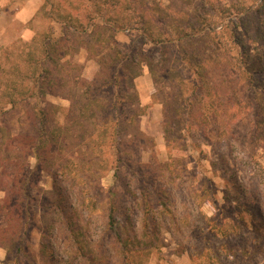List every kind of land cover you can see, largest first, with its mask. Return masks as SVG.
I'll return each instance as SVG.
<instances>
[{"label":"trees","instance_id":"trees-1","mask_svg":"<svg viewBox=\"0 0 264 264\" xmlns=\"http://www.w3.org/2000/svg\"><path fill=\"white\" fill-rule=\"evenodd\" d=\"M90 1L70 2L64 13L62 6L54 5L51 15L62 26L63 35L83 38L98 66L94 78L76 76L77 66L62 62L70 50L63 35H38L31 42L34 47L30 45L24 47L23 53L18 52L13 65L11 51L0 54V116L18 103L42 101L56 93L55 87L67 83L70 103L68 108H33L26 115L37 128V135L27 136L24 141L28 146L26 156L34 158L35 164L23 162L16 174L5 172L8 185L0 183L5 194L0 211L6 217L0 247L6 250V257L10 250L3 243L14 222L15 232L22 236L31 228L41 231L50 242L52 260L53 253H59L58 263L61 255L69 253L71 256L62 259L64 264H99L89 248L100 249L101 255L97 256L105 261L106 245L111 240L109 259H118V264H141L142 255L149 253L153 244V238L145 241L150 236L148 225L153 237L154 228L157 229L154 214L168 211L165 205L171 193L156 188V182L164 173L171 180L172 154L169 153L170 163L157 170L151 164H138V170L130 168L126 175L129 181L136 178V182L125 184V196L132 203L116 207L112 199L118 196L108 190L109 222L95 240L86 232L97 207V200L87 194V189L105 172L113 171L115 180L124 176L120 166L122 169L125 161L129 162L131 147L147 140L139 125L146 109L140 105L134 87V80L144 68L154 84L153 100L162 105L164 139L169 150L176 148L175 138L165 120L170 121L173 115H183L177 124L193 136L206 125L210 111L220 120L222 136L245 120L248 107L239 88L251 89L255 104L258 99L264 101V0H234L231 5L220 0H199L200 9L191 15L142 3L121 5L120 0H100L92 5ZM44 2L45 6L50 0ZM126 32H135L136 36L122 45L115 35ZM145 46L153 55L149 56ZM164 88L169 91L165 93ZM262 108L261 103L259 110ZM56 110L64 119L61 126L55 122ZM253 123L256 127L261 124L256 119ZM45 171L57 183L55 192L59 190V197L47 208L38 205L35 209L40 208L38 216L45 219L41 228L34 223L36 214L30 211L37 201L30 189L34 188L31 176ZM140 178L144 179L143 184ZM66 182L70 183L69 188L62 191L59 183ZM133 210L140 214L141 229L136 227L137 218L130 214ZM117 217L123 221H115ZM61 229L63 239L58 242ZM19 250L20 245L16 254Z\"/></svg>","mask_w":264,"mask_h":264},{"label":"rangeland","instance_id":"rangeland-1","mask_svg":"<svg viewBox=\"0 0 264 264\" xmlns=\"http://www.w3.org/2000/svg\"><path fill=\"white\" fill-rule=\"evenodd\" d=\"M28 1L30 0H0V54L11 51L12 65L16 64L18 52L23 53L24 47L29 48L32 40L38 35L45 34L46 37L53 38L63 35L62 26L56 17L51 15L54 5L62 6L61 12L64 13L67 12L66 6L70 2L76 4L86 2L50 0V3L44 6V0ZM98 1L100 0H92L89 4L93 5ZM220 1L231 5L234 0ZM120 2L121 5L142 3L149 7H169L190 15L200 9L199 0H120ZM42 6L44 8L41 11ZM99 22L100 20H97V23ZM134 36L135 32L118 33L115 39L120 44L127 45L129 39ZM62 38L70 48L68 57L62 62L75 64L76 76L79 74L86 80L94 78L98 66L92 53L85 48L83 38H74L67 34ZM143 49L149 56L153 55L148 46ZM144 74L150 85L149 105L158 104L161 107L159 126L154 131L153 128L151 131L146 130L147 133L141 131L147 140H142L131 147L129 162L125 161L122 169L120 166L124 176L115 180L113 171L105 172L95 185L92 184L87 189V194L97 200V207L89 218L91 223L86 234L95 240L104 224L109 222L106 217L111 200L108 199V190H113L118 196L112 199L116 207L119 208L126 202L132 203L133 200L125 196V184L130 179L126 173L130 168L138 170V164H151L157 170V167L170 163L168 159L170 153L172 154L170 165L173 169L171 180L168 179V174L164 173L156 182V188H163L171 193L165 205L168 211L154 214L157 229L154 228L153 237H151L153 229L148 225L147 232L150 236L145 241L153 238V244L148 249L149 253L142 255L141 264H264V101L258 99L255 104L253 97L250 96L252 90L248 87L239 88L238 92L248 107L244 111L245 120L222 136L220 120L210 111H207L206 125L193 136H188L180 129L182 126L177 124L181 122L183 115H173L170 121L165 120L172 128L171 134L175 138L176 148L169 150L164 139L162 105L153 100L155 88L147 68H144L140 77L143 78ZM138 78L134 80V87L139 96V85L138 89L135 85ZM67 85L55 87L56 93L47 95L42 101L32 99L27 104L18 103L9 113L0 116V160L3 162L0 163L1 185H8L10 182L5 177V172L16 174L23 162L29 163L30 166L35 164L34 158L26 156L28 146L24 143L25 137L37 135L35 123L26 116L27 113L33 108L47 110L49 105L68 108L70 103L67 100L69 96ZM145 87L146 84L142 83V88ZM164 89L165 93L169 91V88ZM261 103L263 108L259 110ZM55 115V122L63 125L61 112L58 111ZM255 119L261 123L257 124V127L253 123ZM139 124L144 128L147 125L141 122ZM138 176L141 177L140 173ZM135 180L136 178L129 182L132 184ZM139 181L143 184L144 179L140 178ZM31 184H34V188L30 189V194L37 201L35 208L33 203L30 211L36 214L34 223L41 227V222L45 219L40 220L38 216L40 208L42 206L47 208L54 198L59 197V190L55 192L58 185L49 171L33 174ZM59 184L62 191L70 185L69 182ZM4 197V192L0 190V201ZM38 205L40 208L35 210ZM130 214L132 218H137L136 227L141 229L140 214L134 210ZM5 218L0 211V233L6 226ZM149 219L150 216L147 217L148 224ZM115 221L121 222L123 218L117 217ZM11 224L8 227L12 229L8 233L7 242L3 243L10 253L6 257V250L0 247V264H64L62 259L71 256L69 253L61 255V262L58 263L59 253L55 252L52 260L51 251L48 249L50 242L41 231L31 228L22 236L15 232V223ZM62 230L59 231L61 235L58 242L63 239ZM0 242L2 243L1 239ZM107 244L109 246L106 245L107 252L104 255L108 256V259L105 261L97 256L101 255L100 249L93 246L89 249L93 250L99 264H118V259H109L111 240ZM18 245L21 246V250L16 254Z\"/></svg>","mask_w":264,"mask_h":264},{"label":"crops","instance_id":"crops-1","mask_svg":"<svg viewBox=\"0 0 264 264\" xmlns=\"http://www.w3.org/2000/svg\"><path fill=\"white\" fill-rule=\"evenodd\" d=\"M31 1H33V0H30L28 2H31ZM148 82H149V80L145 74L143 75V78L140 77L135 81V85H136L137 89H138V85H139V90H138L139 91V103L141 106L146 107L145 115H143L142 117L139 118V120L141 119V121H139V122H141L142 124L147 123V125H145V128H144V126L140 127V130L143 131L144 133H147L146 130L151 131L152 128H153V131H154V129L156 130V127L159 126L158 120L160 118L159 116L161 113V107L158 104L149 105L150 85L148 84ZM142 83L146 84L145 88H142ZM143 119H145V120H143ZM157 136H158V134H157Z\"/></svg>","mask_w":264,"mask_h":264}]
</instances>
